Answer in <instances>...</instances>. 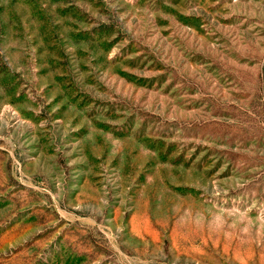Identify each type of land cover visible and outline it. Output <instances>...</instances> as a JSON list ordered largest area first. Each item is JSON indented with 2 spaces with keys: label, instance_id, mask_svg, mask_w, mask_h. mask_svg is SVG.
I'll list each match as a JSON object with an SVG mask.
<instances>
[{
  "label": "rangeland",
  "instance_id": "1",
  "mask_svg": "<svg viewBox=\"0 0 264 264\" xmlns=\"http://www.w3.org/2000/svg\"><path fill=\"white\" fill-rule=\"evenodd\" d=\"M0 264H264V0H0Z\"/></svg>",
  "mask_w": 264,
  "mask_h": 264
}]
</instances>
